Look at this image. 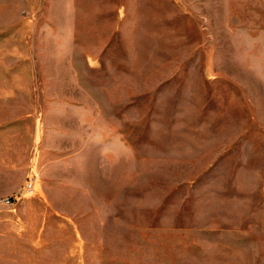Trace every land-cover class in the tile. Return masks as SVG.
I'll return each mask as SVG.
<instances>
[{
  "label": "rangeland",
  "instance_id": "rangeland-1",
  "mask_svg": "<svg viewBox=\"0 0 264 264\" xmlns=\"http://www.w3.org/2000/svg\"><path fill=\"white\" fill-rule=\"evenodd\" d=\"M0 264H264V0H0Z\"/></svg>",
  "mask_w": 264,
  "mask_h": 264
}]
</instances>
